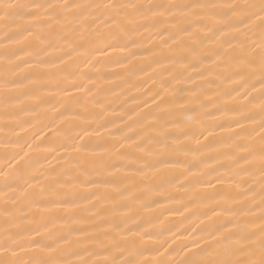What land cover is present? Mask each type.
<instances>
[{
	"label": "snow or ice",
	"instance_id": "1",
	"mask_svg": "<svg viewBox=\"0 0 264 264\" xmlns=\"http://www.w3.org/2000/svg\"><path fill=\"white\" fill-rule=\"evenodd\" d=\"M117 52L128 53L123 63L115 61L126 69L142 58L147 66L137 70L153 84L160 69L168 79H159L151 103L143 101L148 110L136 113L129 133L112 146L71 145L95 157L75 171L47 183L26 166L5 175L0 264H264V0H0V119L22 128L48 84L87 95L92 89L83 81L94 84L92 77L81 74L77 83L60 74L61 66L82 60L96 67L97 54ZM210 84L217 88L210 91ZM109 107L92 113L98 127H108ZM185 112L195 117L184 121ZM170 172L176 173L171 179ZM202 183L213 189L203 197L202 213L212 223L191 243L148 247L144 237L152 233L128 226L133 212L160 203L154 196L174 201L171 189L191 185L198 198ZM65 206L75 215L56 213L31 230L23 226L33 209L51 213ZM145 252L161 258L140 259ZM173 253L183 256L169 260Z\"/></svg>",
	"mask_w": 264,
	"mask_h": 264
},
{
	"label": "bare ground",
	"instance_id": "2",
	"mask_svg": "<svg viewBox=\"0 0 264 264\" xmlns=\"http://www.w3.org/2000/svg\"><path fill=\"white\" fill-rule=\"evenodd\" d=\"M20 2H29V0H20ZM37 2L47 3L49 0H37ZM81 2H103V0H81ZM136 2L150 3L153 0H136ZM176 2L188 3L191 0H176ZM205 2L245 3L251 0H205ZM126 58H128L126 52L113 53L111 58L100 57L97 54L96 59L101 62L96 67L85 65L82 60L68 61L67 66H61L63 71L60 74L71 75L77 83L81 82V74L92 77L94 84L88 83L87 80L83 81L88 88L92 89V92L85 95L84 91L70 88V96L63 91L65 84H61L60 87H56L54 83L48 84L40 96V103L36 110L23 116L27 123L22 128L5 127L3 120L0 119V189L3 188L5 175H16L22 166H26L30 175L40 176L43 183H47L66 170L75 171L77 164H85L95 157L91 151L77 153L72 150L71 145L82 147L90 144L92 148L97 145L112 146L120 135L129 133L128 125L137 118L136 113H141L142 109L145 112L148 110L143 101L148 100L151 103L150 97L159 88V79L167 80L169 74L164 69H160L162 75L157 84H153L143 72L137 70L142 66H147L142 58L131 60L127 69L115 62L120 60L123 63ZM92 63H95V60ZM191 86V82L183 85L184 88H191ZM150 87L152 91H147ZM208 88L213 91L217 88V84H210ZM180 94L189 95L188 92ZM235 95L233 93V96ZM27 103L32 104L35 101H27ZM109 105L108 112L105 114L108 127H98L99 121L94 119L92 113H99L102 106L108 107ZM85 108L88 109L87 112ZM209 110H213L211 106ZM58 113H63V115H58ZM190 117H195V113H183L184 121H188ZM213 120L214 118H208L210 123ZM85 129L87 132L84 131ZM216 130L221 136L225 135L219 132V128ZM61 145H69V147L66 149ZM13 156L15 159H12ZM188 159L191 161L192 157L189 156ZM203 159H207V156ZM175 174L170 172L167 175L171 179ZM216 174L212 173V175ZM208 179H211V176L202 178L204 181ZM33 184L36 185V182L33 181ZM198 187L201 194L198 198H194L191 185L178 190L171 189L176 198L174 201L165 200L163 196H154L153 198L160 200V203L150 204L148 208L133 212L128 226L132 227L134 232L152 233L151 237H144V243L148 247H159L164 241H167L171 247L191 243L200 228L212 223L202 213L207 210V202L203 200V197L211 195L213 189L209 188L206 183ZM181 201L184 204H190L192 211H184ZM2 204L3 199L0 195V205ZM165 209L172 211H165ZM56 213L67 216L75 215L68 206L63 209H54L51 213L33 209L23 226L31 230L39 226L41 220L47 221ZM137 225L139 228L136 227ZM131 239L139 240V236H132ZM161 252L163 253L164 249H161ZM19 255L27 259L26 253L20 252ZM182 256L183 253L179 255L173 253L168 259L179 260ZM158 258L161 257L151 252H145L140 257L145 261Z\"/></svg>",
	"mask_w": 264,
	"mask_h": 264
}]
</instances>
